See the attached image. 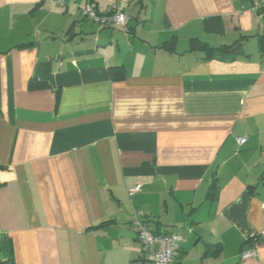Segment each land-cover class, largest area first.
<instances>
[{"label":"crops","instance_id":"0c3cea01","mask_svg":"<svg viewBox=\"0 0 264 264\" xmlns=\"http://www.w3.org/2000/svg\"><path fill=\"white\" fill-rule=\"evenodd\" d=\"M90 1L126 24L85 18ZM249 4L0 0L1 258L151 264L139 213L185 236L181 264H264V18Z\"/></svg>","mask_w":264,"mask_h":264},{"label":"built area","instance_id":"2783aa9c","mask_svg":"<svg viewBox=\"0 0 264 264\" xmlns=\"http://www.w3.org/2000/svg\"><path fill=\"white\" fill-rule=\"evenodd\" d=\"M60 4H64V0H55ZM249 10L261 20L264 18V0H250L247 7L240 9V12ZM81 14L85 18L93 20L100 27L106 26H124L128 19V15L121 9L119 3L110 6L105 13L99 12L97 5L90 1L80 5ZM245 137H238V144H242ZM138 184L136 189H140ZM132 224L137 231L138 240L142 244L143 251L148 254V260L151 264H181L179 256L185 241V236L178 232L160 233L154 231L148 223L137 213L132 220ZM264 237V231L261 232ZM258 256L257 249H247L242 253L243 258Z\"/></svg>","mask_w":264,"mask_h":264},{"label":"trees","instance_id":"16d2710c","mask_svg":"<svg viewBox=\"0 0 264 264\" xmlns=\"http://www.w3.org/2000/svg\"><path fill=\"white\" fill-rule=\"evenodd\" d=\"M230 47L229 46H227V47H222V50H228ZM213 48H211V50H212ZM213 53L214 52H209V57H212L213 56ZM113 73V75H114V77L115 78H120L121 77V72L119 71V70H117V71H113L112 72ZM0 264H16L15 263V261L13 260V258H11V259H3V258H1L0 257Z\"/></svg>","mask_w":264,"mask_h":264},{"label":"water","instance_id":"95a60500","mask_svg":"<svg viewBox=\"0 0 264 264\" xmlns=\"http://www.w3.org/2000/svg\"><path fill=\"white\" fill-rule=\"evenodd\" d=\"M255 247V244H253L252 246H249L247 249H251V248H254Z\"/></svg>","mask_w":264,"mask_h":264}]
</instances>
